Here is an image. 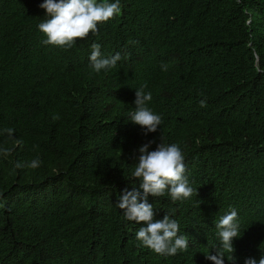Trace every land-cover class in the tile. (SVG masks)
<instances>
[{"label": "trees", "instance_id": "16d2710c", "mask_svg": "<svg viewBox=\"0 0 264 264\" xmlns=\"http://www.w3.org/2000/svg\"><path fill=\"white\" fill-rule=\"evenodd\" d=\"M43 2L0 0V264H213L215 223L231 208L235 264H258L264 0H120L118 15L67 50L42 44ZM93 43L104 57L121 54L116 67L92 71ZM142 85L162 117L147 135L127 119ZM150 141L149 151L181 148L197 189L175 203L149 195L154 219L170 214L188 239L173 256L138 246L146 225L116 207L125 190L142 191L131 173ZM32 160L39 166L15 167Z\"/></svg>", "mask_w": 264, "mask_h": 264}, {"label": "clouds", "instance_id": "9594fccd", "mask_svg": "<svg viewBox=\"0 0 264 264\" xmlns=\"http://www.w3.org/2000/svg\"><path fill=\"white\" fill-rule=\"evenodd\" d=\"M40 8L45 10V19L38 24L39 31L45 37L43 45L63 48H72L77 40L86 39L89 34L98 32V25L113 19L121 11L120 0H44ZM98 43L91 45L89 57L92 71L100 73L116 67L122 59L117 52L114 56L104 57ZM167 64L161 65L162 71H167ZM146 85L135 89V108L128 113L127 119L144 129L145 135L156 132L162 124V117L155 114L148 103L152 100L151 92H145ZM200 106H205V101H200ZM9 135L13 129H4ZM161 137V141H162ZM139 147V155L136 157V166L131 173V179L139 181V189L127 191L119 197L116 207L123 210L126 221L143 223L146 226L139 227L135 238L138 246L145 247L157 255L173 256L178 252L187 251L188 239L184 235H178L179 224L166 213L163 219H154L153 205L148 202L149 195L153 198L162 197L166 193L173 203L191 198L197 189H193L188 177L185 157L181 148L175 144L161 142L156 150L149 151L150 144ZM8 150H5L7 154ZM39 160H32L27 165L17 162L16 168H36ZM174 213V210H173ZM216 236L219 245L216 254H206V259L213 264H224L225 257L235 264L232 241L240 236L238 213L235 208L221 216L215 223ZM226 253H231L226 256ZM244 264H257V260L248 257ZM258 264H264V254L259 258Z\"/></svg>", "mask_w": 264, "mask_h": 264}]
</instances>
